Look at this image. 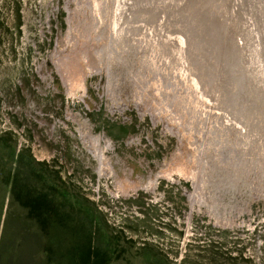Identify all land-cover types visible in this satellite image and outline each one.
I'll return each mask as SVG.
<instances>
[{
	"label": "rangeland",
	"instance_id": "1",
	"mask_svg": "<svg viewBox=\"0 0 264 264\" xmlns=\"http://www.w3.org/2000/svg\"><path fill=\"white\" fill-rule=\"evenodd\" d=\"M256 4L0 0V197L27 173L49 264H264Z\"/></svg>",
	"mask_w": 264,
	"mask_h": 264
},
{
	"label": "trees",
	"instance_id": "2",
	"mask_svg": "<svg viewBox=\"0 0 264 264\" xmlns=\"http://www.w3.org/2000/svg\"><path fill=\"white\" fill-rule=\"evenodd\" d=\"M17 185L28 192L26 199L29 200V191L32 187L27 173L21 175L20 179L15 178V182L11 181L9 186L12 193L7 209L4 207L5 200L0 197V264H49L40 251L43 241L46 240L44 234L39 229L30 228L27 221L25 224L21 223L22 219L17 218L14 212L17 197L13 192ZM44 200L45 197L39 198V205H42ZM51 264L63 263L55 260Z\"/></svg>",
	"mask_w": 264,
	"mask_h": 264
},
{
	"label": "bare ground",
	"instance_id": "3",
	"mask_svg": "<svg viewBox=\"0 0 264 264\" xmlns=\"http://www.w3.org/2000/svg\"><path fill=\"white\" fill-rule=\"evenodd\" d=\"M259 4L264 6V0H259ZM259 4H256V7L259 8V6H260ZM260 10L263 11V13H264V7H261V6H260ZM261 11H259V12H261ZM258 14H259V13H258ZM259 16L262 17L261 14H259ZM252 18H253V21H257V20H258V18H257V13H252ZM254 19H255V20H254ZM229 54H230V53H229ZM230 55H231V54H230ZM230 57H231V56H230ZM232 58H233V55H232ZM232 58H231V59H232ZM234 58H235V57H234ZM231 59H230V60H231ZM262 59H263V62H262V63L264 64V56H263ZM233 61H234V60H233ZM248 71H249V70H248ZM253 71H254V69H253ZM249 72H250V71H249ZM244 73H245V71H244ZM244 73H243V74H244ZM258 73H259V72H258ZM247 74H249V73H247ZM249 75H250V74H249ZM259 76H260V75H259ZM259 76H258V77H259ZM261 76H262V75H261ZM244 77H245V75H244ZM255 77H256V75H255ZM246 78H247V77H246ZM248 78H249V76H248ZM250 78H251V77H250ZM239 79H240V78H239ZM243 79H244V78H243ZM243 79H242V80H243ZM261 79H262V78H261ZM263 79H264V78H263ZM242 80H240V81H242ZM245 80H246V79H245ZM257 80H259V79H257ZM246 81H247V80H246ZM246 81H245V82H246ZM248 81H249V79H248ZM251 81H252V80H251ZM260 81H261V80H260ZM260 81H258V82H260ZM263 81H264V80H263ZM255 82H256V81H255ZM240 83H241V82H240ZM248 83H250V82H247V84H248ZM260 83L262 84V82H260ZM250 84H251V83H250ZM252 86H255V85H252ZM257 86H260V85H257ZM261 87H263V86H261ZM251 88H253V87H251ZM256 88H257V87H256ZM254 89H255V88H254ZM259 89H260V88H258V90H259ZM262 89H263V88H262ZM262 89H260V90H261L260 93H262V91H263ZM255 90H257V89H255ZM252 91L254 92V90H252ZM252 91H251V92H252ZM255 92H256V91H255ZM257 93H258V92H256V94H257ZM260 93H259V94H260ZM251 94H252V93H251ZM253 94H255V93H253ZM253 94H252V95H253ZM260 95H261V97H263V96H262L263 94H260ZM254 96H258V95H254ZM252 97H253V96H252ZM252 97H251V98H252ZM258 99H259V98H258ZM258 99H257V100H258ZM259 100H260V99H259ZM261 101H262V100H261ZM259 103H262V102L259 101ZM261 105H262V104H261ZM256 106H257V105H256ZM262 107H263V106H262ZM91 137H92V136H91ZM89 138H90V137H89ZM91 149H92V151L96 152V151H97V147H96V145L91 144ZM204 159H205V158H204ZM188 164H189V163H188ZM210 177H211V176H210ZM218 179H219V178H218ZM221 180H222V179H221ZM223 180H224V179H223ZM218 181H219V180H218ZM219 182H221V181H219ZM223 182H225V180H224ZM223 182H222V183H223ZM219 184H220V183H219ZM221 185H222V184H221ZM216 186H220V185H218V183H217V185H214V187H216ZM222 186H223V185H222ZM220 187H221V186H220ZM217 188L219 189V187H217ZM220 189H221V188H220ZM215 190H216V188H215ZM217 192H218V191H217ZM220 192H221V190H220ZM218 194H219V192H218ZM221 194H222V193H221ZM222 195H223V194H222ZM218 196H219V195H218ZM220 196H221V195H220ZM229 197H230V196H229ZM213 198H214V197H213ZM214 199H216V198H214ZM211 201H212V200H211ZM243 205H244V204H243ZM212 216H214V215H212ZM215 218H216V217H215ZM217 221H218V220H217ZM224 221H225V220H224ZM223 223H224V222H223ZM220 224H221V223H220ZM228 225H229V224H228Z\"/></svg>",
	"mask_w": 264,
	"mask_h": 264
}]
</instances>
